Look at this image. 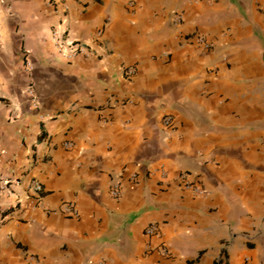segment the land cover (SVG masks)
I'll return each mask as SVG.
<instances>
[{"label":"crops","instance_id":"1","mask_svg":"<svg viewBox=\"0 0 264 264\" xmlns=\"http://www.w3.org/2000/svg\"><path fill=\"white\" fill-rule=\"evenodd\" d=\"M0 154V264H264V0H0Z\"/></svg>","mask_w":264,"mask_h":264},{"label":"built area","instance_id":"2","mask_svg":"<svg viewBox=\"0 0 264 264\" xmlns=\"http://www.w3.org/2000/svg\"><path fill=\"white\" fill-rule=\"evenodd\" d=\"M130 4H133V0H129ZM172 24L175 27H178L179 25L182 24V15L179 12H175L172 16ZM101 33L100 30H98L96 32L97 35H99ZM194 40L195 42H197L200 46H202L205 49H209L212 48L214 46V42L209 41L208 39H206V37L202 34H195L194 35ZM60 46V45H58ZM61 54L67 58H72L73 56H75L76 54H88V50L86 49L85 46L81 45L78 42H73L69 45V50L67 52H65L64 50H60ZM27 65L29 67V69H31V64L29 61H27ZM136 71V68L134 66H127L126 68H124V74L127 78H130L134 75ZM27 94L29 97V102L31 105H36L37 104V100L34 96V91L32 89L31 86H28L27 89ZM128 100H125L123 102L126 103ZM161 122L163 124V126L165 127H172L173 126V120L171 118V116L169 115H165L162 117ZM2 157L0 154V161H1ZM190 174L188 173H182L181 176L179 177V185L183 188H187V189H191L193 191H195L198 194H206L205 189H203L200 185H198L197 183H195L193 180L190 179ZM136 175L132 174L131 178H135ZM19 182L17 179L15 180L12 176H2L0 174V183L2 184V186H8L10 184H14ZM29 188L33 190V192L35 194H38V192L41 190V185L36 182V181H32L29 182ZM109 193L112 197L117 198L120 194V179L115 180L114 182H112L110 184L109 187ZM38 195H36L37 197ZM20 198L17 199V202H20ZM64 211L65 213L72 215V216H78L79 212L77 210V208L74 206L73 203H68L64 205ZM6 218L5 215H3L0 211V223L2 222V220H4ZM160 233V226L158 223L153 222L150 223L149 225H147L144 229V234L148 235V236H157ZM159 249L161 251L162 254L164 255H170V250L168 248V246L165 243L160 244ZM245 264H251V261L248 258H245Z\"/></svg>","mask_w":264,"mask_h":264}]
</instances>
